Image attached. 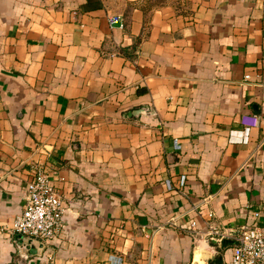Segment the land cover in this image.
<instances>
[{
	"label": "crops",
	"instance_id": "1",
	"mask_svg": "<svg viewBox=\"0 0 264 264\" xmlns=\"http://www.w3.org/2000/svg\"><path fill=\"white\" fill-rule=\"evenodd\" d=\"M35 162L66 205L42 246L10 229ZM253 211L264 0H0V264H224Z\"/></svg>",
	"mask_w": 264,
	"mask_h": 264
},
{
	"label": "built area",
	"instance_id": "2",
	"mask_svg": "<svg viewBox=\"0 0 264 264\" xmlns=\"http://www.w3.org/2000/svg\"><path fill=\"white\" fill-rule=\"evenodd\" d=\"M120 21L119 15H111L108 22L112 25ZM246 77H248L246 75ZM243 124H255L257 116H243ZM179 144L175 141V147ZM32 176L27 182L24 202L14 216L11 230L24 238H30L40 246L51 240L64 227L63 214L65 199L51 182L49 170L42 162L31 165ZM185 182L184 176L180 184ZM170 188L169 180L166 182ZM254 221L243 225L232 236L235 243L231 246L229 258L224 264H264V229L257 222L259 211H253ZM105 264H114L110 261ZM115 264H130L119 260Z\"/></svg>",
	"mask_w": 264,
	"mask_h": 264
},
{
	"label": "rangeland",
	"instance_id": "3",
	"mask_svg": "<svg viewBox=\"0 0 264 264\" xmlns=\"http://www.w3.org/2000/svg\"><path fill=\"white\" fill-rule=\"evenodd\" d=\"M141 2L148 8L169 4L178 7L179 9H184L187 8L189 0H141Z\"/></svg>",
	"mask_w": 264,
	"mask_h": 264
},
{
	"label": "trees",
	"instance_id": "4",
	"mask_svg": "<svg viewBox=\"0 0 264 264\" xmlns=\"http://www.w3.org/2000/svg\"><path fill=\"white\" fill-rule=\"evenodd\" d=\"M141 1V0H140ZM142 3V2H141ZM143 4V3H142ZM144 5V4H143ZM145 6V5H144ZM146 7V6H145ZM146 8H148V7H146ZM225 244H227L229 241L228 240H224L223 241ZM232 244H231V246L235 243V241H234V239L232 238V240L230 241Z\"/></svg>",
	"mask_w": 264,
	"mask_h": 264
},
{
	"label": "water",
	"instance_id": "5",
	"mask_svg": "<svg viewBox=\"0 0 264 264\" xmlns=\"http://www.w3.org/2000/svg\"><path fill=\"white\" fill-rule=\"evenodd\" d=\"M26 240H29L31 242H35L34 240L30 239V238H26Z\"/></svg>",
	"mask_w": 264,
	"mask_h": 264
}]
</instances>
